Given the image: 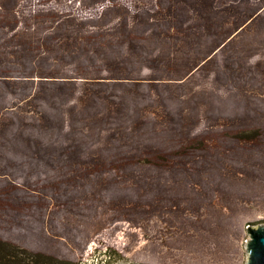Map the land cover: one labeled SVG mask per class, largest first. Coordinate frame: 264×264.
<instances>
[{
	"label": "rangeland",
	"instance_id": "374dc122",
	"mask_svg": "<svg viewBox=\"0 0 264 264\" xmlns=\"http://www.w3.org/2000/svg\"><path fill=\"white\" fill-rule=\"evenodd\" d=\"M264 224V0H0V239L70 264H245Z\"/></svg>",
	"mask_w": 264,
	"mask_h": 264
},
{
	"label": "trees",
	"instance_id": "16d2710c",
	"mask_svg": "<svg viewBox=\"0 0 264 264\" xmlns=\"http://www.w3.org/2000/svg\"><path fill=\"white\" fill-rule=\"evenodd\" d=\"M0 264H70L68 261L20 248L0 239Z\"/></svg>",
	"mask_w": 264,
	"mask_h": 264
},
{
	"label": "water",
	"instance_id": "95a60500",
	"mask_svg": "<svg viewBox=\"0 0 264 264\" xmlns=\"http://www.w3.org/2000/svg\"><path fill=\"white\" fill-rule=\"evenodd\" d=\"M249 239L247 241L248 257L245 264H264V224L248 227Z\"/></svg>",
	"mask_w": 264,
	"mask_h": 264
}]
</instances>
